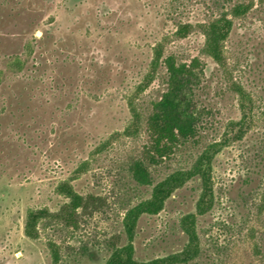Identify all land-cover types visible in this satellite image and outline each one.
<instances>
[{"label":"rangeland","instance_id":"obj_1","mask_svg":"<svg viewBox=\"0 0 264 264\" xmlns=\"http://www.w3.org/2000/svg\"><path fill=\"white\" fill-rule=\"evenodd\" d=\"M250 1L0 0V264H52V244L60 264H105L125 244V212L152 191L133 170L142 162L149 171L145 118L168 89L164 63L138 89L158 44L165 58L192 66L198 125L195 140L153 168L154 183L222 144L212 161V208L197 221L200 261L264 264V2L235 20L229 73L203 53L198 28ZM184 25L194 29L181 38ZM234 82L250 95L244 109ZM133 97L145 118L128 136ZM64 182L84 198L71 215L58 192ZM201 192V179L191 180L160 214L141 217L137 260L183 250L180 221L196 212ZM30 209L52 214L36 240L24 231Z\"/></svg>","mask_w":264,"mask_h":264},{"label":"trees","instance_id":"obj_2","mask_svg":"<svg viewBox=\"0 0 264 264\" xmlns=\"http://www.w3.org/2000/svg\"><path fill=\"white\" fill-rule=\"evenodd\" d=\"M255 1L264 2V0H251L249 4L237 3L227 13L198 26L204 37L203 53L212 58L224 72L229 73L226 43L234 28L235 20L245 18L254 7ZM193 29L192 25L181 26L177 35L181 38H186ZM198 61L196 59L193 62L197 63ZM163 63L169 74L167 92H165L162 100L147 119L141 112L136 102V97L130 98L128 106L132 119L124 132L128 136L135 135L142 127L145 118L149 133V171L140 162L136 164L133 174L138 183L149 185L152 187V191L148 199L140 201L125 212L122 225L126 235V242L124 245L112 250L105 264H203L200 261L202 248L197 221L199 216L205 215L212 208V161L220 151L222 144L207 148L196 159L191 168L175 170L162 181L154 183L153 168L170 160L181 147L195 140L198 125L191 109V94L195 77L192 72V66L178 63L174 58H165L164 44H158L154 48L148 73L143 85L138 88L139 91H144L156 80ZM233 88L241 99L244 109L245 104L251 101L250 95L241 84L234 82ZM246 119V116H244L243 121L232 123L234 126L233 131H235L237 126L242 129ZM239 132H242V130ZM85 170L84 168L81 169L82 172ZM196 178L201 179L202 192L196 205V212L183 216L180 221L181 229L188 238L183 250L149 261L137 260L135 258L134 241L141 217L160 214L169 198L188 182ZM58 192L70 200L66 205L69 215L84 207V198L74 190L69 182L62 183L58 187ZM51 216L52 214L48 209L28 210L24 230L25 235L32 240L38 239L40 237L39 224ZM51 252L53 257L52 264H60V253L53 244Z\"/></svg>","mask_w":264,"mask_h":264}]
</instances>
